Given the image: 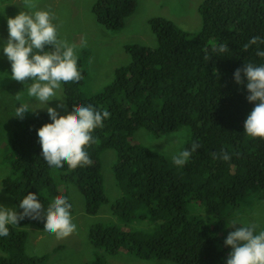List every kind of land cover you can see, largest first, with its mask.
Returning a JSON list of instances; mask_svg holds the SVG:
<instances>
[{
	"label": "trees",
	"instance_id": "16d2710c",
	"mask_svg": "<svg viewBox=\"0 0 264 264\" xmlns=\"http://www.w3.org/2000/svg\"><path fill=\"white\" fill-rule=\"evenodd\" d=\"M135 8L136 0H98L93 12L101 25L120 30ZM199 13L202 29L196 34L167 19L151 20L158 47H127L131 63L118 69L102 92L82 96L86 71L81 62V79L62 83L68 113L74 106L110 113L93 133L96 143L86 149L91 166L70 170L65 162L62 168L50 167L37 135L52 122L49 115L34 113L16 120L7 153H0L8 171L2 186L17 211L22 212L18 205L28 193L37 194L45 211L40 220L25 218L9 225L10 235L0 237V264L47 263L48 255L26 254V227L44 230L48 206L55 197H65L61 185H75L85 198L86 212L98 213L108 202L101 156L110 149L118 152L114 174L123 193L112 214L122 227L95 224L89 240L97 251L115 255L126 248L146 259L175 264H226L230 211L252 194L264 199V139L245 133L255 103L247 100L243 73L244 83L234 79L245 63L264 64L256 55L257 46L247 51L243 47L253 37L264 38V0H205ZM221 44L228 51L221 53ZM259 47L264 50V44ZM141 128L157 138L187 128L184 149L191 150L193 142L200 147L183 167H176L172 160L130 144ZM222 152L231 159L214 155ZM90 264L103 260L97 256Z\"/></svg>",
	"mask_w": 264,
	"mask_h": 264
},
{
	"label": "rangeland",
	"instance_id": "374dc122",
	"mask_svg": "<svg viewBox=\"0 0 264 264\" xmlns=\"http://www.w3.org/2000/svg\"><path fill=\"white\" fill-rule=\"evenodd\" d=\"M204 1L136 0L134 12L126 18L125 25L120 30H112L97 21L93 8L98 0H36V3L39 9H50L55 13L56 19L53 22L57 25L58 38L75 45L78 62L82 63L86 71L81 94L89 98L112 84L117 70L131 63L127 47H158L157 38L151 29V20L163 18L186 32H200L202 17L199 7ZM21 10H26L22 0H0V153L3 155L7 153L6 147L10 143L14 123L19 119L15 115L16 108L21 104H27L30 111L24 117L34 113L48 114L47 107L57 108L61 103L64 107L57 108V111L60 115L68 114L62 85L53 98L59 100L49 101L46 105L27 95L30 80L21 83L12 79L11 62L2 48L8 38L7 20L15 18ZM19 93L20 99L17 100L16 95ZM188 135L189 129L183 128L157 138L147 129L141 128L135 131L130 144L142 146L172 160L176 152L185 148ZM117 161L118 152L114 149L106 150L101 156L104 190L108 202L100 205L96 215L86 212L85 198L75 185L58 187L72 205L71 216L77 230L67 238L57 239L54 234L40 228L26 227L28 235L25 249L28 256L48 255L46 264H90L97 256L102 258L103 264H175L168 260L146 259L126 248H121L115 255H108L104 251H97L90 242L89 231L95 224H117L122 227L112 214V205L123 196L114 174ZM6 166L0 160V205L13 208L14 199L1 182L8 175ZM58 175L57 172L53 174L56 183L60 185L61 178ZM232 220H237L241 225L255 224L257 232L264 230V199L252 194L238 207L232 208L227 219L226 238L230 232L241 227L236 225L231 228ZM227 248L230 253L231 247Z\"/></svg>",
	"mask_w": 264,
	"mask_h": 264
},
{
	"label": "clouds",
	"instance_id": "9594fccd",
	"mask_svg": "<svg viewBox=\"0 0 264 264\" xmlns=\"http://www.w3.org/2000/svg\"><path fill=\"white\" fill-rule=\"evenodd\" d=\"M22 3L26 10L7 20L8 38L2 50L11 62L12 79L21 83L30 80L27 95L47 105L49 101L59 100L53 98L62 83L81 79L78 57L75 45L58 38L57 25L53 22L56 19L54 12L39 9L36 0H22ZM262 44L264 38L256 36L243 47L247 51L257 46L256 55L264 58V50L259 47ZM219 51L223 53L228 48L221 44ZM241 73L247 81V100L255 103L246 118L245 133L252 138L264 139V64L245 63L234 73L237 84L244 83ZM16 98L20 99V93ZM63 107V103L57 105V108ZM57 108L47 107L52 122L37 131L43 159L54 168H62L65 162L70 170L91 166L93 162L86 149L96 143L93 133L103 127L110 113L106 109L102 112L95 110L92 106H74L70 113L60 115ZM28 112V105L21 104L16 108L15 115L23 119ZM199 147L198 143L193 142L191 150L176 152L172 156V163L176 167H183ZM214 155L225 161L231 159L227 152ZM18 207L22 212L0 205V237L10 235L9 225H18L25 218L40 220L45 211L35 193H28ZM71 208L66 197H55L46 210L44 230L54 234L57 239L67 238L76 232ZM231 224V228L241 225L237 220H232ZM256 228L255 224H242L228 234L225 245L231 247L232 251L226 264H264V230L257 232Z\"/></svg>",
	"mask_w": 264,
	"mask_h": 264
}]
</instances>
